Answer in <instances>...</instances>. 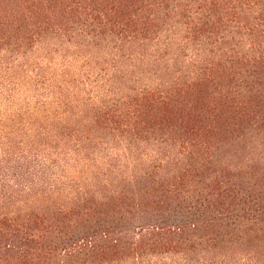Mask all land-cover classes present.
<instances>
[{
    "label": "trees",
    "instance_id": "obj_1",
    "mask_svg": "<svg viewBox=\"0 0 264 264\" xmlns=\"http://www.w3.org/2000/svg\"><path fill=\"white\" fill-rule=\"evenodd\" d=\"M0 264H264V0H0Z\"/></svg>",
    "mask_w": 264,
    "mask_h": 264
}]
</instances>
